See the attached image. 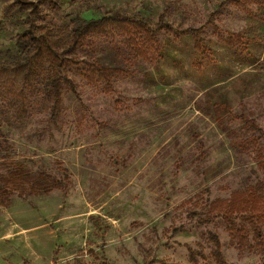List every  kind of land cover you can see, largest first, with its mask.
I'll list each match as a JSON object with an SVG mask.
<instances>
[{
    "label": "rangeland",
    "instance_id": "1",
    "mask_svg": "<svg viewBox=\"0 0 264 264\" xmlns=\"http://www.w3.org/2000/svg\"><path fill=\"white\" fill-rule=\"evenodd\" d=\"M230 1L0 0L2 62L20 56L26 32L78 19L119 14L155 27L164 16L172 28L158 31L154 60L133 58L121 37L92 36L67 54L133 71L111 94L74 64L61 71L58 106L47 64L25 114L0 90V178L17 167L69 176L63 189L0 205V264H192L187 247L215 264L209 232L228 264H264V228L262 246L242 248L221 217H207L210 203L264 178L240 147L252 134L241 116L264 129V0ZM189 28L207 50L180 34ZM238 33L245 44L229 45Z\"/></svg>",
    "mask_w": 264,
    "mask_h": 264
},
{
    "label": "trees",
    "instance_id": "2",
    "mask_svg": "<svg viewBox=\"0 0 264 264\" xmlns=\"http://www.w3.org/2000/svg\"><path fill=\"white\" fill-rule=\"evenodd\" d=\"M14 1L21 2L22 0ZM249 1L232 0L230 3L240 6ZM33 12L37 13V10L34 9ZM164 29L172 31L164 16H160L156 26L151 27L142 19L125 18L116 14L106 15L100 19H78L71 28L65 27L56 31L47 27L39 28L36 32L28 31L20 36V56L12 61H0V90L13 102L19 103L18 113L20 115L25 114L27 88L43 75L44 65L47 64L50 67V74L47 78V86L50 89L48 94L54 98L55 106H58L62 97L61 71L67 64H74L85 67V78L89 85L101 84L104 86V91L111 94L115 91L116 78L130 76L133 71L103 65L98 58L77 61L67 58V54L76 51L92 36L121 37L127 49L133 53V58L154 60L161 52L157 34L158 31ZM179 32L182 35H194L197 39V49L207 50L199 39L198 34L201 30L189 28ZM226 41L234 46L245 44L246 39L242 33H238L230 35ZM240 119L252 132L249 138L241 140L240 147L255 154L258 167L264 172V147L261 145V141L264 140V129L254 119L245 116H241ZM64 180H69L67 174L64 175ZM64 180H59L45 171L33 172L29 168L17 167L0 178V205H7L14 195L19 197L41 196L63 189ZM207 217H221L226 223L231 240L237 242L239 247L249 246L250 249H254L256 246H262L264 178L245 189L232 192L228 199H216L210 203ZM209 237L214 244L211 255L215 264H228L222 252L220 238L210 232ZM251 237L253 244L250 242ZM187 248L191 263L200 264L198 257L203 255L202 252L191 247Z\"/></svg>",
    "mask_w": 264,
    "mask_h": 264
}]
</instances>
